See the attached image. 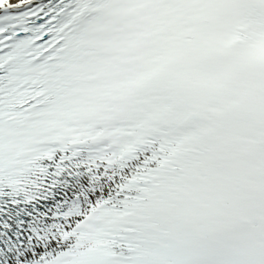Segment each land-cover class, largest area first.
<instances>
[{"label":"snow or ice","instance_id":"1","mask_svg":"<svg viewBox=\"0 0 264 264\" xmlns=\"http://www.w3.org/2000/svg\"><path fill=\"white\" fill-rule=\"evenodd\" d=\"M0 264H264V0H0Z\"/></svg>","mask_w":264,"mask_h":264}]
</instances>
